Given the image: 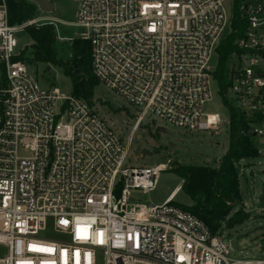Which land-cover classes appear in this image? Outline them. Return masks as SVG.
Listing matches in <instances>:
<instances>
[{"label": "built area", "instance_id": "1", "mask_svg": "<svg viewBox=\"0 0 264 264\" xmlns=\"http://www.w3.org/2000/svg\"><path fill=\"white\" fill-rule=\"evenodd\" d=\"M73 1L74 23L42 16L11 25L0 0V264H264L235 257L173 201L178 188L160 204L134 201L131 190L153 189L167 164L133 165L128 155L147 116L208 131L229 126L232 108L264 156V0ZM236 9L244 28L225 61L224 120L202 107L210 57ZM37 22L84 29L93 75L137 111L126 139L93 101L39 86L13 36Z\"/></svg>", "mask_w": 264, "mask_h": 264}, {"label": "rangeland", "instance_id": "2", "mask_svg": "<svg viewBox=\"0 0 264 264\" xmlns=\"http://www.w3.org/2000/svg\"><path fill=\"white\" fill-rule=\"evenodd\" d=\"M51 1L54 4L51 12H42L36 7L34 17L51 16L65 22H75L77 7L75 1ZM39 24L37 22L28 25L38 26ZM54 27L56 37H66L64 42L57 38L60 55H62L61 46L69 44L74 38H79L80 33L84 31L78 25L62 22H57ZM13 36L17 41L16 51H24L26 58H24V62L28 69L36 75L39 86L43 89L56 87L65 95L71 94V79L60 66L29 60L31 39L26 33L25 27L15 30ZM66 55L67 52L62 56ZM209 65L211 68L216 67V53H212ZM209 90L211 98L203 105L202 111L217 113L221 119L227 120L229 111L220 99L215 79L210 80ZM92 101L97 112L116 133L126 139L137 114L136 109L100 82L93 89ZM157 126L166 128L170 133L157 131ZM227 131V124L218 126L216 130L185 131L155 117H145L141 126L132 134V144L128 153L129 161L133 165L145 166L166 163L167 167L159 172L153 189H133L130 192V197L134 201L146 205L160 204L170 192L178 188L173 196V201L181 207L191 206V198L181 189L183 179L171 167L175 165L217 167L228 146ZM142 150H147L150 154L142 155ZM234 166L239 182L241 209L246 216L232 228L223 227L222 231L217 234L222 235L226 242L231 243L235 250V257L250 259L264 257V203L259 201L260 189L264 188V156L239 158ZM44 236L49 237L50 235L44 233L42 237Z\"/></svg>", "mask_w": 264, "mask_h": 264}, {"label": "trees", "instance_id": "3", "mask_svg": "<svg viewBox=\"0 0 264 264\" xmlns=\"http://www.w3.org/2000/svg\"><path fill=\"white\" fill-rule=\"evenodd\" d=\"M5 2L9 24L16 25L34 17L36 11L34 3L26 0H5ZM231 26V32L216 47L218 64L213 77L218 84L220 94L224 93L227 86L225 61L233 51L238 50L234 40L242 34L244 28L241 11L237 9L234 11ZM25 31L31 39L29 60L60 66L71 79V94L91 102L93 89L98 80L92 73L88 40L74 38L69 44L62 45L61 54L67 52L63 57L57 47L54 26L27 25ZM21 58H25L24 51H21ZM248 128L249 124L243 116L231 108L227 131L228 146L217 167L181 165L171 167L183 179L181 189L192 200L191 206H182V208L201 219L212 234L222 231L223 227L232 228L245 219L246 214L241 209L239 182L234 163L239 158L257 155L253 138L246 134ZM237 207L239 208L235 210Z\"/></svg>", "mask_w": 264, "mask_h": 264}, {"label": "water", "instance_id": "4", "mask_svg": "<svg viewBox=\"0 0 264 264\" xmlns=\"http://www.w3.org/2000/svg\"><path fill=\"white\" fill-rule=\"evenodd\" d=\"M28 1L33 2L35 4V6L42 12L48 13V12H51L54 8V4L51 0H28ZM156 130L160 131V132L170 133L169 130H167L166 128L161 127V126H157ZM141 154L142 155L150 154V152L147 150H142ZM263 173H264V171H263ZM259 201L264 203V188L260 189Z\"/></svg>", "mask_w": 264, "mask_h": 264}, {"label": "snow or ice", "instance_id": "5", "mask_svg": "<svg viewBox=\"0 0 264 264\" xmlns=\"http://www.w3.org/2000/svg\"><path fill=\"white\" fill-rule=\"evenodd\" d=\"M61 223H62V224H66L67 221H63V220H62ZM78 235H79V230H78ZM43 250H44V251H51V249H43Z\"/></svg>", "mask_w": 264, "mask_h": 264}]
</instances>
